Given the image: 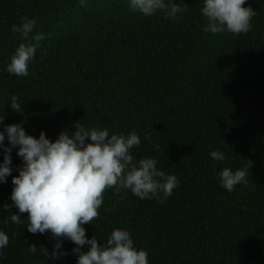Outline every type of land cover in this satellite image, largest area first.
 <instances>
[{
	"label": "trees",
	"instance_id": "1",
	"mask_svg": "<svg viewBox=\"0 0 264 264\" xmlns=\"http://www.w3.org/2000/svg\"><path fill=\"white\" fill-rule=\"evenodd\" d=\"M173 2L188 7L179 19L132 13L127 0H0L3 123L23 121L26 134L43 131L52 141L76 122L110 134L135 131L136 158L155 157L159 169L177 176L164 203L106 190L99 217L84 225L87 238L105 243L114 228L128 229L149 264H264V0L243 5L256 15L239 35L206 33L203 0ZM24 16L39 18L29 39H44L30 75L16 77L5 68L25 41L10 29ZM12 95L22 104L18 114L7 105ZM214 150L225 160L211 159ZM21 163L13 149L12 167ZM225 167H248L249 182L223 189ZM12 176L0 184V208L12 204ZM11 213L18 210L0 211L9 236L0 264H76L66 239L69 255L54 262L27 251L35 244L51 252L55 240L29 233L26 220L13 224Z\"/></svg>",
	"mask_w": 264,
	"mask_h": 264
},
{
	"label": "clouds",
	"instance_id": "2",
	"mask_svg": "<svg viewBox=\"0 0 264 264\" xmlns=\"http://www.w3.org/2000/svg\"><path fill=\"white\" fill-rule=\"evenodd\" d=\"M84 6L86 0H79ZM247 0H203L201 15L206 20L204 31L213 35L231 33L245 34L251 30V20L256 15L251 7H243ZM132 13L151 17L158 12L169 19H179L187 6H180L173 0H127ZM39 18L24 16L21 23L13 25L10 31L25 41L20 43L6 72L16 77H28L29 64L33 61L43 33L29 39ZM32 41H35L34 43ZM15 113L22 111V104L16 95L7 104ZM0 114V184L7 182L13 171V185L9 199L12 204L3 205L0 211L18 210L8 218L13 224H27L24 228L31 234L49 233L55 240L49 252L43 246L32 244L27 251L43 255L46 261H56L69 255L63 250V240L75 245L71 254L76 264H149V253L136 246L132 233L125 228H114L105 243L93 235L86 237L84 225H90L99 217L104 193L114 189V195L129 190L140 200L155 199L164 203L171 197L180 181L176 175L167 174L157 167L155 157L137 159L133 149L141 144L140 136L128 133H111L107 127L86 126L76 122L73 131L62 130L52 141L41 131L38 138L28 135L23 121L4 125ZM145 139H150L145 135ZM7 141V146L5 145ZM158 150V145H154ZM21 165L12 167V151ZM214 161L222 162L225 155L219 150L209 153ZM223 189L232 192L239 184L249 182V168H223L218 176ZM20 213H27L26 219ZM7 223V220L4 221ZM9 236L0 229V250L6 248ZM87 246V251L82 248ZM44 264V261H40Z\"/></svg>",
	"mask_w": 264,
	"mask_h": 264
}]
</instances>
